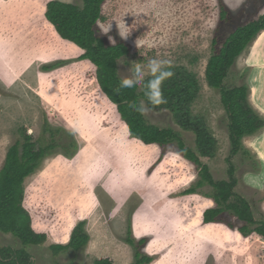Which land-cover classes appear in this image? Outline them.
<instances>
[{
    "label": "rangeland",
    "instance_id": "rangeland-1",
    "mask_svg": "<svg viewBox=\"0 0 264 264\" xmlns=\"http://www.w3.org/2000/svg\"><path fill=\"white\" fill-rule=\"evenodd\" d=\"M50 1L82 6L81 0H0V170L21 130L43 146L50 139L44 123L58 131L56 148L23 183V207L34 230L45 235L42 244L27 249L32 264H95L100 258L135 264L136 251L150 259L145 264H264V239L243 237L239 228L245 223L233 212L203 224L202 213L216 207L214 189L197 186L199 167L176 141L143 146L129 137L115 105L88 76L93 66L79 58L83 52L46 22ZM263 14L264 0H106L95 28L107 44L130 48L118 61L121 79L133 63L156 58L171 60L180 79L195 80L196 91L179 119L152 107L144 117L172 130L214 181L229 180L231 146L220 94L205 81L212 42L219 49L235 29ZM241 84H247L248 103L264 119V30L229 69L225 86ZM198 131L213 141L206 158ZM257 135L242 140L251 157L240 151L232 159L234 191L255 221L250 229L264 223V128ZM81 222L88 244L78 252H53L50 247L68 244ZM8 246L21 248L18 239L0 232V248Z\"/></svg>",
    "mask_w": 264,
    "mask_h": 264
},
{
    "label": "trees",
    "instance_id": "trees-1",
    "mask_svg": "<svg viewBox=\"0 0 264 264\" xmlns=\"http://www.w3.org/2000/svg\"><path fill=\"white\" fill-rule=\"evenodd\" d=\"M82 6L60 1H50L46 5L45 19L55 33L70 44L79 48L83 53L80 59L88 61L93 66V71L88 76L95 81L97 88L106 96L108 101L115 105L122 119L129 137L143 146H165L176 141L184 157L199 167L200 180L198 187L209 185L214 189L215 208L205 210L201 215L203 224L220 222V216L225 211H231L238 220L245 224L239 228L243 237L247 238L251 233L264 239V223L254 225L250 206L247 201L239 197L234 191L238 184L235 178V167L232 163L234 156L242 151L251 157V154L242 146L245 137L255 136L264 128V119L248 103L249 89L247 84H241L233 88L225 86L229 69L236 59L245 51L257 35L264 30V14L252 20L244 26L235 29L216 49L217 40L212 42L213 54L209 58L205 68V81L208 87L220 94V101L227 114L230 153L226 159L228 181H214L209 168L203 165L199 158L189 149L184 147L182 141L170 129H160L146 122L144 114L129 108V102L140 104L146 102L145 89L137 85L130 89H120L121 78L117 73L118 61L127 57L130 48L124 43L109 45L97 36L96 25L102 18L103 6L106 0H81ZM227 12L224 6H220V19L226 20ZM54 66L48 67L52 70ZM175 75L162 85L166 104L158 109H166L179 119L184 108L191 102L197 84L191 77L180 79L178 73L171 69ZM151 78V77H150ZM149 78V79H150ZM146 81V80H145ZM151 107V106H149ZM153 108V107H152ZM44 131L49 133L50 139L46 145L33 140L26 130L20 131L19 140L12 144L5 156L4 164L0 170V232L10 234L18 239L21 248H0V264H32V255L28 248L38 246L45 240V235L38 233L32 226V218L23 207V183L26 178L39 168L42 160L51 155L56 148L54 136L57 130H53L48 122L44 123ZM197 144L203 157H208L213 149V141L204 131H198ZM192 191V190H191ZM232 198L235 201H232ZM89 241V236L84 231V223H79L71 232L68 244L51 246L55 253L83 249ZM132 243L131 239H127ZM144 240L138 242V246ZM135 264L150 262L148 257L142 256L136 251ZM95 264H112L107 258H100Z\"/></svg>",
    "mask_w": 264,
    "mask_h": 264
},
{
    "label": "clouds",
    "instance_id": "clouds-1",
    "mask_svg": "<svg viewBox=\"0 0 264 264\" xmlns=\"http://www.w3.org/2000/svg\"><path fill=\"white\" fill-rule=\"evenodd\" d=\"M121 37L126 38L123 35ZM136 45L139 46L138 41ZM133 65L134 67L128 69L129 74L121 79L117 92L120 89H130L141 85L145 89L144 95L147 99L146 102L142 101L140 104L129 102V108L144 114L148 111L149 106L155 108L166 104L167 100L163 94L162 85L175 75L171 70L172 61L152 58L148 59L146 63L136 62ZM146 77L151 78L145 81Z\"/></svg>",
    "mask_w": 264,
    "mask_h": 264
},
{
    "label": "crops",
    "instance_id": "crops-1",
    "mask_svg": "<svg viewBox=\"0 0 264 264\" xmlns=\"http://www.w3.org/2000/svg\"><path fill=\"white\" fill-rule=\"evenodd\" d=\"M262 56V55H261ZM257 88H258V85H257V87H255V89H254V92L256 93V90H257ZM259 135H257V137H258ZM256 157H257V159H258V161H259V157H258V154L256 153ZM259 163H260V161H259ZM262 169V168H261ZM247 175H250V174H247ZM247 175H245L244 177H243V183L246 185V186H248L247 185V183H246V177H247ZM252 175V174H251ZM253 175H255V174H253ZM257 179H258V177H260V175H258V174H256V176H255ZM264 186V183H263V185H262V187ZM255 190V189H254Z\"/></svg>",
    "mask_w": 264,
    "mask_h": 264
},
{
    "label": "bare ground",
    "instance_id": "bare-ground-1",
    "mask_svg": "<svg viewBox=\"0 0 264 264\" xmlns=\"http://www.w3.org/2000/svg\"><path fill=\"white\" fill-rule=\"evenodd\" d=\"M258 87H259V89H262V86H261V84H260Z\"/></svg>",
    "mask_w": 264,
    "mask_h": 264
}]
</instances>
